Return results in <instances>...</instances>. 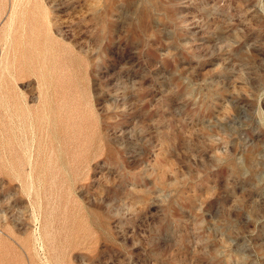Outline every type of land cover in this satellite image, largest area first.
Here are the masks:
<instances>
[{
  "label": "rangeland",
  "instance_id": "1",
  "mask_svg": "<svg viewBox=\"0 0 264 264\" xmlns=\"http://www.w3.org/2000/svg\"><path fill=\"white\" fill-rule=\"evenodd\" d=\"M0 264H264V0H0Z\"/></svg>",
  "mask_w": 264,
  "mask_h": 264
},
{
  "label": "crops",
  "instance_id": "2",
  "mask_svg": "<svg viewBox=\"0 0 264 264\" xmlns=\"http://www.w3.org/2000/svg\"><path fill=\"white\" fill-rule=\"evenodd\" d=\"M41 202V201H40ZM42 207H43V205H42V203H41V205H40V209H42ZM38 213V212H37ZM39 216H40V214H39ZM34 263V262H33ZM36 263V262H35Z\"/></svg>",
  "mask_w": 264,
  "mask_h": 264
}]
</instances>
